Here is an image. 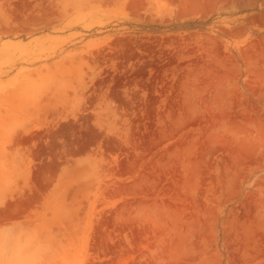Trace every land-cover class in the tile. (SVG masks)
<instances>
[{
	"label": "rangeland",
	"instance_id": "1",
	"mask_svg": "<svg viewBox=\"0 0 264 264\" xmlns=\"http://www.w3.org/2000/svg\"><path fill=\"white\" fill-rule=\"evenodd\" d=\"M0 264H264V0H0Z\"/></svg>",
	"mask_w": 264,
	"mask_h": 264
}]
</instances>
